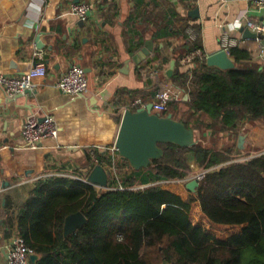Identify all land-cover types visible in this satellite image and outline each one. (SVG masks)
<instances>
[{
  "label": "crops",
  "instance_id": "obj_1",
  "mask_svg": "<svg viewBox=\"0 0 264 264\" xmlns=\"http://www.w3.org/2000/svg\"><path fill=\"white\" fill-rule=\"evenodd\" d=\"M77 3L90 5L84 21L72 10ZM247 22L264 23V8L252 0H0V73L20 78L37 63L46 67L29 93L9 96L0 87V264L35 189L61 178L87 182L92 168L112 153L129 102H151L166 89L187 109L186 92L172 80L186 42H199L193 52L206 59L222 50L226 34L236 41L231 48L264 67L262 40L240 31ZM146 43L151 51L142 59ZM71 65L87 77V89L76 98L56 86ZM31 114L53 116L59 128L58 138L38 150L28 148L21 133ZM224 135V143L237 147L231 161L264 151V120L247 122L237 136Z\"/></svg>",
  "mask_w": 264,
  "mask_h": 264
},
{
  "label": "trees",
  "instance_id": "obj_2",
  "mask_svg": "<svg viewBox=\"0 0 264 264\" xmlns=\"http://www.w3.org/2000/svg\"><path fill=\"white\" fill-rule=\"evenodd\" d=\"M198 47L186 42L175 60L172 80L186 92L187 109L177 118L180 107L169 102L161 113L194 130L196 144L160 145L163 158L139 171L106 153L98 165L107 166L109 189L67 178L40 184L18 222V235L41 256L34 264H264V154L231 161L237 147L223 139L264 120V67L234 47L233 69L209 67L200 56L183 68L178 61ZM190 161L205 171L195 192L153 184L186 179ZM77 212L86 223L64 237L65 218Z\"/></svg>",
  "mask_w": 264,
  "mask_h": 264
},
{
  "label": "water",
  "instance_id": "obj_3",
  "mask_svg": "<svg viewBox=\"0 0 264 264\" xmlns=\"http://www.w3.org/2000/svg\"><path fill=\"white\" fill-rule=\"evenodd\" d=\"M245 38H260L264 45V36L250 31L248 28L240 29ZM139 56L144 59L151 51V46L146 43ZM206 65L220 70H229L235 67L229 54L220 50L206 57ZM174 62L172 63L173 66ZM25 93H29L26 91ZM188 96H185L187 100ZM194 130L186 127L183 121L173 118L171 113L162 115L152 111V103L137 109H126L122 113L119 128L115 137L114 148L120 159L126 160L135 171L146 169L154 160H160L164 156V150L160 145L172 144L179 147H192L196 144ZM87 183L106 189L109 177L105 168L96 165L87 176ZM199 185V179L195 178L185 184L190 192H195ZM86 223V218L80 212L67 216L63 224V235L74 234ZM31 263H35L38 255L29 257ZM162 264H168L163 261Z\"/></svg>",
  "mask_w": 264,
  "mask_h": 264
},
{
  "label": "built area",
  "instance_id": "obj_4",
  "mask_svg": "<svg viewBox=\"0 0 264 264\" xmlns=\"http://www.w3.org/2000/svg\"><path fill=\"white\" fill-rule=\"evenodd\" d=\"M254 6L258 8H264V0H252ZM73 12L81 19L86 20L90 5L87 3H77L72 5ZM247 28L253 33L264 36V23L254 24L247 22ZM260 41V38H256ZM262 40V39H261ZM236 45V41L230 39L226 34L221 39V49L229 54L231 47ZM201 55L200 51H196L184 56L179 60V64L182 66L190 65L195 57ZM264 55V49L262 50ZM46 74V67L43 63H37L34 67L25 75L20 78H14L8 75L0 73V87L5 90V93L9 96L16 94H22L26 91H30L33 88L32 79L44 77ZM57 88L63 91L71 98H76L84 93L87 89V77L84 69L79 65H71L68 70L59 78L57 82ZM177 101L173 99V96L166 89H160L155 92L152 101V111L157 113H164L167 111V105L169 102ZM139 99H135L129 102L125 107L126 109H137L144 107L146 104ZM22 138L26 146L30 149L38 150L45 146L49 140H56L59 135V128L53 116L45 115L42 117L35 114L28 115L22 126ZM111 159L115 160L118 156L115 148H111ZM93 153V152H92ZM117 155V156H116ZM92 159L97 161L95 152L91 154ZM112 160V161H113ZM98 164V163H97ZM110 167L113 178H118L117 172L114 169V161ZM200 174L199 180L203 177ZM109 177V176H108ZM118 184V183H117ZM145 186H136L134 188L143 189ZM114 189L123 190L124 187L121 184L113 186ZM106 189H109V184ZM33 250L26 246L24 240L20 236H15L11 242L8 256L5 264H30L29 257L33 255Z\"/></svg>",
  "mask_w": 264,
  "mask_h": 264
},
{
  "label": "rangeland",
  "instance_id": "obj_5",
  "mask_svg": "<svg viewBox=\"0 0 264 264\" xmlns=\"http://www.w3.org/2000/svg\"><path fill=\"white\" fill-rule=\"evenodd\" d=\"M185 109L184 108H180V111L176 114L177 118H181L182 117V115L184 114ZM221 143H218L219 147H217V148H219V149L222 148L223 145ZM262 150H264V147L262 148ZM261 154H264V151L263 152L259 151V152L255 153V155L253 154L252 157H250V156L249 157H244V158L239 157V158H234V159H236V161H245L247 159H251V158L256 157L258 155H261ZM188 172H189L188 177H186V179H184V180L159 181V182H155L153 184L156 185V186L170 185V186L175 187V188L179 187L181 189H184V185L186 184L187 181L189 182L190 180H193L195 178H200V174L205 173V171L203 169H201L197 164H195L194 161H190L189 162ZM131 189H138V188H134L133 187ZM97 190H100V189H97Z\"/></svg>",
  "mask_w": 264,
  "mask_h": 264
}]
</instances>
